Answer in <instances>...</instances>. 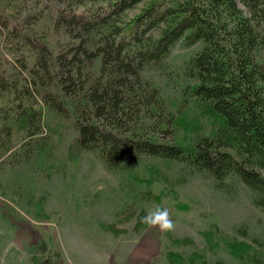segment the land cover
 I'll return each instance as SVG.
<instances>
[{"label": "rangeland", "instance_id": "1", "mask_svg": "<svg viewBox=\"0 0 264 264\" xmlns=\"http://www.w3.org/2000/svg\"><path fill=\"white\" fill-rule=\"evenodd\" d=\"M55 11L51 2L0 0V76L13 85L0 94V129L10 133L0 132V264H264V212L237 175L217 181L152 157L110 171L98 155L76 148L73 118L48 109L33 84L22 100L38 45L57 56L70 43L54 32ZM200 48L182 41L160 68L143 71L174 112V142L182 147L218 132L185 74ZM22 103L42 114L34 136L18 126ZM157 207L168 209L173 231L139 223L140 213ZM233 243L246 244L248 253L236 258Z\"/></svg>", "mask_w": 264, "mask_h": 264}, {"label": "trees", "instance_id": "2", "mask_svg": "<svg viewBox=\"0 0 264 264\" xmlns=\"http://www.w3.org/2000/svg\"><path fill=\"white\" fill-rule=\"evenodd\" d=\"M49 2L56 7L54 32L70 43L57 56L38 45L22 100L33 84L48 109L73 118L76 148L98 155L110 171L152 157L217 181L233 173L258 194L264 212V0H38ZM182 41L201 45L185 74L196 82L191 96L218 131L190 147L174 142L175 114L143 76L149 67L160 68ZM11 88L0 76V94ZM19 113L20 129L32 136L42 130L40 111L22 103ZM0 132L10 134L5 127ZM230 250L242 258L249 247L233 243Z\"/></svg>", "mask_w": 264, "mask_h": 264}, {"label": "clouds", "instance_id": "3", "mask_svg": "<svg viewBox=\"0 0 264 264\" xmlns=\"http://www.w3.org/2000/svg\"><path fill=\"white\" fill-rule=\"evenodd\" d=\"M141 222L149 228H158L161 233H168L174 230V222L171 220L168 209L157 207L148 211L141 219Z\"/></svg>", "mask_w": 264, "mask_h": 264}]
</instances>
